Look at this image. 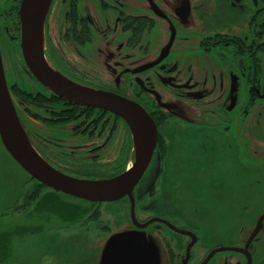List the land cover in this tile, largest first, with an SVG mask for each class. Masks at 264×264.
Returning <instances> with one entry per match:
<instances>
[{
  "label": "flooded vegetation",
  "instance_id": "obj_1",
  "mask_svg": "<svg viewBox=\"0 0 264 264\" xmlns=\"http://www.w3.org/2000/svg\"><path fill=\"white\" fill-rule=\"evenodd\" d=\"M19 1L0 15V56L3 66L7 44H15L31 79L27 88L9 83L3 69L27 139L47 164L73 178L123 174L136 155L129 125L111 112L58 98L30 74L19 48ZM151 1L139 11L123 0H52L49 6L46 63L70 82L137 105L156 134L131 199L74 200L86 218H98L102 235L148 224L139 231L156 236L166 264H202L211 254L206 264H216L222 253L239 260L222 264H264V194H257L264 182V0H205L207 17L199 21H189L190 0H160L171 16ZM155 17L167 27L154 55ZM25 126L64 130L69 140L46 144ZM242 169L261 174L242 177Z\"/></svg>",
  "mask_w": 264,
  "mask_h": 264
},
{
  "label": "water",
  "instance_id": "obj_2",
  "mask_svg": "<svg viewBox=\"0 0 264 264\" xmlns=\"http://www.w3.org/2000/svg\"><path fill=\"white\" fill-rule=\"evenodd\" d=\"M51 2L52 0L19 1V48L25 66L40 84L58 98L70 104L108 111L125 120L134 139V163L123 174L101 181L76 179L47 164L32 147L14 112L1 56L0 142L10 158L29 177L53 192L91 203L116 202L125 196L131 199V191L144 172L154 148L156 134L153 122L141 108L128 100L70 82L46 63L43 32ZM263 219L264 215L259 221ZM136 225V231L116 230L107 237L99 264H166L163 257H160L156 239L139 231L148 224ZM256 232L257 229L251 238ZM211 256L212 254L202 264H206Z\"/></svg>",
  "mask_w": 264,
  "mask_h": 264
},
{
  "label": "rangeland",
  "instance_id": "obj_3",
  "mask_svg": "<svg viewBox=\"0 0 264 264\" xmlns=\"http://www.w3.org/2000/svg\"><path fill=\"white\" fill-rule=\"evenodd\" d=\"M18 0H0V15L3 16L11 4L16 5ZM149 1V0H145ZM177 3L179 0H163ZM129 10H140L144 6V0H123ZM160 12H164L171 16V12L167 13L162 6L160 0L151 1ZM143 3V4H142ZM191 11L188 16L189 21H199L207 17L206 10L208 5L205 0H190ZM131 12V11H130ZM87 16L91 21L98 19L87 12ZM154 26L152 29L151 49L149 53L156 54L159 36L163 34V28L166 23L164 20L154 18ZM172 25L174 20L170 18ZM164 23V24H163ZM167 27V25H166ZM165 40V39H164ZM163 43V42H162ZM173 49H171L172 51ZM19 49L15 44H7V49L2 54L3 69L5 70L8 82L20 84L22 87H28L31 79L23 74L22 64L19 59ZM27 132L36 134L37 139L48 144L50 138L62 142H68V133L64 130L42 131L34 127H26ZM63 144V143H62ZM63 151H68L64 149ZM75 153V152H74ZM261 174V170L253 173L248 170H241L242 177H254ZM262 178V177H258ZM32 186L26 173L10 158L0 143V234L15 230L16 227H29L33 231L20 236L12 237L10 242L11 256L3 264H99L104 242L110 234H101L100 222L97 219L86 218L84 214L86 210L81 208L80 202L69 198L68 200L61 198L63 204H70L79 207L82 212L78 218L64 220L61 211L34 214L24 213L27 210L14 211L24 205L23 194ZM46 193V191L42 194ZM257 194L260 197L264 194L263 185L258 187ZM37 200L30 203V209L38 206ZM40 207V206H38ZM28 209V210H30ZM80 212V213H81ZM33 213V212H32ZM84 216V220L83 219ZM82 217V218H81ZM89 219V220H86ZM110 219L103 220L110 224ZM81 221V222H80ZM80 222V223H79ZM96 223H99L96 224ZM122 228L113 231H119ZM7 234V233H6ZM156 236L154 235L153 238ZM257 252L261 253V249ZM227 259L229 263L239 260L235 256H228L227 253L217 255L213 262L222 264ZM211 264V263H210Z\"/></svg>",
  "mask_w": 264,
  "mask_h": 264
},
{
  "label": "trees",
  "instance_id": "obj_4",
  "mask_svg": "<svg viewBox=\"0 0 264 264\" xmlns=\"http://www.w3.org/2000/svg\"><path fill=\"white\" fill-rule=\"evenodd\" d=\"M29 180L32 184V186L30 187V189L28 191H26V193L23 194V200H25L24 205H22L20 208H16V212L21 211V210H27L24 213L26 214H34V213H41V212H45V213H50V212H56L58 210L61 211V215H62V219L64 220H70V219H74V218H78V216L80 214H82V212L79 210L78 206L75 205H71L67 203L63 204V202H61V198L59 197H63L65 200L71 198L68 196H65L63 194L60 193H56L53 192L49 189H47L46 187L38 184L36 181H34L31 177H29ZM46 191V193H44ZM41 192H43L42 196ZM37 198H39L38 201V206H34L31 212L30 207V203L32 201L37 200ZM74 199V198H71ZM30 209V210H28ZM81 212V213H80ZM15 230H12L10 232H6V233H1L0 234V264H3L4 261L8 260L11 256V249H10V242L12 237H16V236H20L22 234H27L32 232L33 230L29 227H16L14 228Z\"/></svg>",
  "mask_w": 264,
  "mask_h": 264
}]
</instances>
